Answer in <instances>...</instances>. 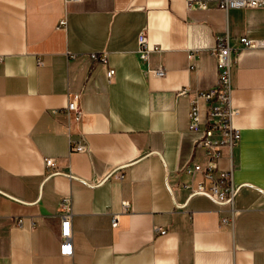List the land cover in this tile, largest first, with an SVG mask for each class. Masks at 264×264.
<instances>
[{"label": "crops", "instance_id": "1", "mask_svg": "<svg viewBox=\"0 0 264 264\" xmlns=\"http://www.w3.org/2000/svg\"><path fill=\"white\" fill-rule=\"evenodd\" d=\"M224 37L239 140L221 146L217 168L232 174V206L183 189L201 181L185 167L205 164L188 130L190 102L216 85L213 50ZM76 97L78 122L66 110ZM77 144L86 152H71ZM66 196L73 254L61 257ZM0 264H264V8L0 0Z\"/></svg>", "mask_w": 264, "mask_h": 264}, {"label": "built area", "instance_id": "2", "mask_svg": "<svg viewBox=\"0 0 264 264\" xmlns=\"http://www.w3.org/2000/svg\"><path fill=\"white\" fill-rule=\"evenodd\" d=\"M210 7H216L223 11L242 10V9H259L264 8V0H185V9L187 11L206 10ZM65 21L59 22V27L63 28ZM239 43L243 48H253L258 46L257 43L247 38H240ZM216 58V85L208 90L199 91L196 94V100L190 102L188 130L198 135L194 142V148L202 152L205 164L192 162L190 166H186L184 172L191 177L199 176L201 181L194 188L188 185L183 189L188 190L192 195H206L219 204L233 205L236 195V187L232 180L231 172L219 171L217 162L221 157L220 149L222 145H228L233 148L239 140V131L232 125L233 110L231 107V68L234 60L232 59L231 48L227 37L217 40V47L213 50ZM138 54L140 59L146 60L149 50L146 47V41L143 34L138 37ZM90 60L94 64L105 66L107 64V56L105 53L90 54ZM193 58V54L189 55V59ZM155 77H163L165 72L161 68L151 71ZM114 75L113 69L106 71V78L109 81ZM188 91L182 90L181 95H185ZM198 100L204 102L206 110V118L204 122L200 120V108ZM69 116H72L75 122L81 118L82 112L78 102V98L69 100L66 107ZM73 153H85L86 147L77 144L70 149ZM45 169L50 172L54 169V162L47 158L44 160ZM122 178V176H119ZM70 198L63 197L61 200L60 210V230H59V255L61 257H70L73 254L72 248V231H71V212L69 209ZM126 211L128 203L122 204ZM224 223H228L223 220ZM20 223V222H18ZM112 225H117L116 217L113 218ZM159 234L164 231L156 230Z\"/></svg>", "mask_w": 264, "mask_h": 264}]
</instances>
